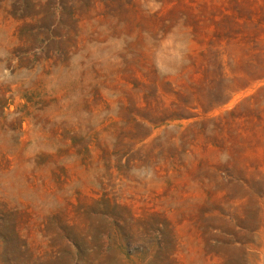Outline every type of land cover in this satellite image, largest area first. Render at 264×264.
<instances>
[{
  "label": "rangeland",
  "instance_id": "obj_1",
  "mask_svg": "<svg viewBox=\"0 0 264 264\" xmlns=\"http://www.w3.org/2000/svg\"><path fill=\"white\" fill-rule=\"evenodd\" d=\"M0 264H264V0H0Z\"/></svg>",
  "mask_w": 264,
  "mask_h": 264
}]
</instances>
